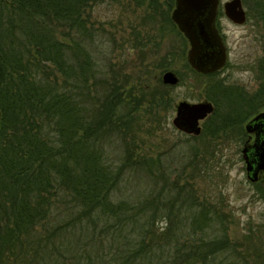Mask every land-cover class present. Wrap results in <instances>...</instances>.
<instances>
[{
	"label": "trees",
	"instance_id": "16d2710c",
	"mask_svg": "<svg viewBox=\"0 0 264 264\" xmlns=\"http://www.w3.org/2000/svg\"><path fill=\"white\" fill-rule=\"evenodd\" d=\"M91 1L0 0L10 12L9 25L0 22V189H11L9 204L0 197V211L10 212L13 222L3 233L0 216V264H5L2 242L48 217L54 207L50 197L59 190L67 206L64 246L57 248L64 257L38 252L23 264H241L242 252L224 225L226 216L204 199L180 198V187L175 198H113L122 168L111 166L103 143L115 132L130 131L146 89L113 70L104 94L92 102L90 80L97 67L81 38L90 31L86 9ZM256 2L264 22V0ZM173 3L149 0L147 17L182 35L170 16ZM52 23L64 27V39L56 37ZM258 68L262 81L252 94L212 83L208 98L214 111L198 138L208 137L212 144L237 132L246 139L244 122L264 107V51ZM151 95V107L174 108L173 98L166 99L159 87ZM128 143L122 165L140 166ZM145 163L156 166L153 158ZM34 193L36 198H29ZM159 221H167L162 230ZM220 256L224 259L215 262ZM258 256L264 258L263 247Z\"/></svg>",
	"mask_w": 264,
	"mask_h": 264
},
{
	"label": "rangeland",
	"instance_id": "374dc122",
	"mask_svg": "<svg viewBox=\"0 0 264 264\" xmlns=\"http://www.w3.org/2000/svg\"><path fill=\"white\" fill-rule=\"evenodd\" d=\"M148 1L92 0L86 9L90 31L86 30L81 36L97 67L96 77L90 80L94 82L92 102L98 103V96L104 94L113 70L120 72L121 79L128 78L146 89L145 99L136 103L140 109L132 116L130 131L126 135L115 132L103 143L111 166L122 168L113 198H175L180 187L184 191L180 198L204 199L211 208L218 209L219 215L226 216L224 225L231 240L238 244L237 250L242 252L241 264H261L264 258L258 256V248H264V183L248 179L239 133L231 134L229 140L211 144L208 137H197L201 133L188 134L174 126L175 106L166 108L164 105L157 110L151 107L150 99L152 91L159 87L164 90L166 99L173 98L175 105L184 99L210 100L209 88L216 81L233 88L242 87L247 94L257 91L262 81L258 64L264 51L262 9L257 0H244L250 14L247 22L237 24L222 17L229 63L217 75L207 77L190 70L186 58L189 43L183 40V34L147 17L150 12ZM224 1L227 0H221ZM0 8L6 9L0 11V22L7 26L10 12L7 15L5 11L9 4L0 3ZM49 27L56 30V37L64 39V27L56 24ZM18 32L23 35L22 29ZM166 70L175 71L181 81L175 85L165 84L171 86L168 88L160 86L159 79L162 81ZM128 142L132 143L131 151L134 150L142 162L140 166L122 165L121 156L126 145L130 146ZM150 158L156 161L155 167L145 163ZM197 166L202 170H196ZM9 188L0 189V197L5 198L6 204H9L6 198H11ZM29 198H36V194ZM50 198L54 207L48 217L33 230L2 242L3 263L23 264L33 260L38 252H55L64 257V250L60 253L57 249L64 246L61 244L64 240V208L67 207L64 193L59 190ZM0 212H3L0 216L4 233L6 227H13V222L9 218L10 212ZM157 225L162 230L167 221H159ZM223 259L220 256L215 262Z\"/></svg>",
	"mask_w": 264,
	"mask_h": 264
},
{
	"label": "water",
	"instance_id": "95a60500",
	"mask_svg": "<svg viewBox=\"0 0 264 264\" xmlns=\"http://www.w3.org/2000/svg\"><path fill=\"white\" fill-rule=\"evenodd\" d=\"M220 0H175L171 18L189 43L187 61L190 66L202 74L221 70L228 60V47L216 26V16ZM225 13L233 22L244 23L246 20L242 0L224 2ZM178 74L166 70L162 74L164 84L175 85L179 82ZM214 103L210 100H180L176 103V114L172 119L174 126L188 134L199 135L202 121L214 111ZM264 123V109L255 114L245 125L247 131L253 124ZM246 151V148H244ZM249 179L256 181L258 171H264V140L261 141L256 160L245 157ZM252 172V174L250 173Z\"/></svg>",
	"mask_w": 264,
	"mask_h": 264
},
{
	"label": "flooded vegetation",
	"instance_id": "af4514ba",
	"mask_svg": "<svg viewBox=\"0 0 264 264\" xmlns=\"http://www.w3.org/2000/svg\"><path fill=\"white\" fill-rule=\"evenodd\" d=\"M162 2V1H161ZM225 2V1H224ZM224 2L222 3L221 0H220V4H219V7H218V11H217V16H216V26L218 27L227 47H228V60H227V63L226 65L219 71L217 72H213V73H207V74H218L220 73L229 63V46L227 44V41H226V34L225 32L223 31V25H222V22H221V19L223 16H226L228 18V16L226 15L225 13V8H224ZM161 5H164V3H161ZM242 5H243V8L245 10V14H246V20L245 22L248 21L249 17H250V14H249V11L245 8L244 6V0H242ZM175 7V0H174V3H173V6L170 8V16H171V12L173 10V8ZM172 19V18H171ZM229 20H231L230 18H228ZM232 21V20H231ZM233 22V21H232ZM244 22V23H245ZM235 23V22H234ZM237 24H243V23H237ZM264 108H262L261 110H263ZM261 110H259L258 112H260ZM258 112L254 113L252 116H250L245 122H244V129H245V132L247 134V137L245 140H243V147L241 149L242 151V157L245 161V158L244 156L248 157L250 160H253L255 161L256 160V156H257V152H258V149H259V145L261 144V141L264 140V123L261 125L259 124H253L252 126V130L251 131H247L246 128H245V125L246 123L255 115L257 114ZM207 119V118H206ZM205 119V120H206ZM204 120V121H205ZM204 121H202V124L204 123ZM202 128H203V125H202ZM244 148H246V151H244ZM245 170H246V175L249 179V173L246 169V164H245ZM252 174V172H250ZM250 180V179H249ZM251 181V180H250ZM263 182L264 183V171L263 170H259L258 171V176H257V180L256 181H252V182Z\"/></svg>",
	"mask_w": 264,
	"mask_h": 264
}]
</instances>
